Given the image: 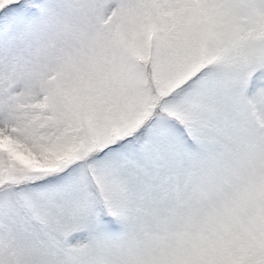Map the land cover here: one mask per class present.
I'll use <instances>...</instances> for the list:
<instances>
[{"label": "snow or ice", "instance_id": "1", "mask_svg": "<svg viewBox=\"0 0 264 264\" xmlns=\"http://www.w3.org/2000/svg\"><path fill=\"white\" fill-rule=\"evenodd\" d=\"M0 264H264V0H0Z\"/></svg>", "mask_w": 264, "mask_h": 264}]
</instances>
